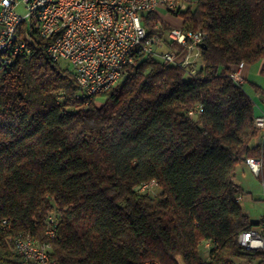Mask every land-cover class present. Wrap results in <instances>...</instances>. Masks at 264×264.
<instances>
[{
    "label": "trees",
    "instance_id": "1",
    "mask_svg": "<svg viewBox=\"0 0 264 264\" xmlns=\"http://www.w3.org/2000/svg\"><path fill=\"white\" fill-rule=\"evenodd\" d=\"M142 17L161 36L170 25L206 33L194 74L136 52L97 103L47 39L32 35L31 53L10 62L0 52V264H22L18 234L49 242L59 264H264L237 241L264 221L243 211L234 180L253 157L264 186V141L254 101L230 77L260 60L264 77V0H196L165 20ZM150 182L155 195L139 189Z\"/></svg>",
    "mask_w": 264,
    "mask_h": 264
},
{
    "label": "built area",
    "instance_id": "2",
    "mask_svg": "<svg viewBox=\"0 0 264 264\" xmlns=\"http://www.w3.org/2000/svg\"><path fill=\"white\" fill-rule=\"evenodd\" d=\"M192 0H0V47H6L14 17H27L21 25L17 51L2 55L4 63L18 55L27 56L34 43L32 35L47 39V54L55 61L69 64L79 92L94 98L104 93L121 79L123 69L133 62L136 52L152 54L163 63H174L194 74L200 65V53L206 33L170 25L163 36L155 23L149 30L143 24L142 14H167L178 10ZM47 2V10L36 13V4ZM23 4L24 14L17 11ZM167 40V41H166ZM167 42L177 47H167ZM230 77L238 85L245 81L241 67ZM200 111V109H199ZM194 111H190L192 116ZM256 128L264 141V113L257 115ZM245 165L255 175L260 172V160L248 157ZM145 185V184H144ZM142 185V186H144ZM7 225L5 220L2 221ZM45 235L56 236V222L48 218ZM241 245L248 250L264 252V221L240 232ZM206 248L210 242H206ZM12 249L22 264H59L51 254L49 242H39L25 234L12 238Z\"/></svg>",
    "mask_w": 264,
    "mask_h": 264
},
{
    "label": "rangeland",
    "instance_id": "3",
    "mask_svg": "<svg viewBox=\"0 0 264 264\" xmlns=\"http://www.w3.org/2000/svg\"><path fill=\"white\" fill-rule=\"evenodd\" d=\"M196 0H192L191 3L194 4ZM17 11L21 14L25 13L23 4L17 7ZM159 13L166 19V12L162 9L159 10ZM262 61H257L249 66V73L247 75V80L243 82L242 88L247 92L250 98L254 101V113L260 114L264 112V77L260 74V65ZM62 68L69 67V64L65 61L59 62ZM257 84L261 88L258 89L254 86ZM95 100L98 102L101 101V97H95ZM248 170L240 171L236 175L235 181L241 184L243 192L241 194L240 204L243 211L249 216L250 220L256 221L264 216V186L257 175L253 174L249 168ZM140 191L148 192L150 195H155L158 193L159 188L154 182H150L141 186ZM206 244V243H205ZM200 255L202 259L207 260L208 253L204 245L199 247ZM181 263V261H180ZM234 264H256L255 260L251 262H246L241 259H235Z\"/></svg>",
    "mask_w": 264,
    "mask_h": 264
},
{
    "label": "bare ground",
    "instance_id": "4",
    "mask_svg": "<svg viewBox=\"0 0 264 264\" xmlns=\"http://www.w3.org/2000/svg\"><path fill=\"white\" fill-rule=\"evenodd\" d=\"M46 10H47V2H39L36 4V13H43V11H46ZM23 22L27 23V17H14L12 21V29L10 31V35L7 38L6 47H0V52L2 54L10 55L13 52L17 51L18 42L16 41V33H17V29ZM256 123H257V116L255 118V125ZM237 241H238V244L241 245L240 233L238 234Z\"/></svg>",
    "mask_w": 264,
    "mask_h": 264
},
{
    "label": "crops",
    "instance_id": "5",
    "mask_svg": "<svg viewBox=\"0 0 264 264\" xmlns=\"http://www.w3.org/2000/svg\"><path fill=\"white\" fill-rule=\"evenodd\" d=\"M249 66H250V65H249ZM249 66H242V67H241V72H242V75H243L245 81L247 80V75H248V73H249ZM260 66H261V65H260ZM255 87H256V88L259 87L258 89L261 88V87L258 86L257 84H256ZM262 113H264V112H262ZM262 113H260V114H262ZM260 114L258 113V114H256V116H257V115H260ZM244 170H248V169H247V166L245 165V163L238 167V169L236 170V173H235V177H236L237 173H239L240 171L243 172ZM251 172H252V171H251ZM252 173H253V172H252ZM253 174H254V173H253ZM235 177H234V180L236 179ZM235 182L241 186L240 183H238L237 181H235ZM241 187H242V186H241ZM240 198H241V197H240ZM239 201H240V200H239Z\"/></svg>",
    "mask_w": 264,
    "mask_h": 264
},
{
    "label": "water",
    "instance_id": "6",
    "mask_svg": "<svg viewBox=\"0 0 264 264\" xmlns=\"http://www.w3.org/2000/svg\"><path fill=\"white\" fill-rule=\"evenodd\" d=\"M202 46H204V43L202 44Z\"/></svg>",
    "mask_w": 264,
    "mask_h": 264
}]
</instances>
